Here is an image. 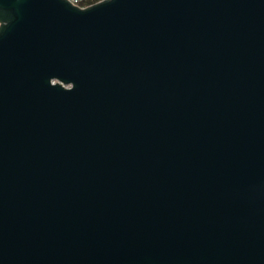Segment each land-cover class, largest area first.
I'll return each mask as SVG.
<instances>
[{
    "label": "water",
    "instance_id": "water-1",
    "mask_svg": "<svg viewBox=\"0 0 264 264\" xmlns=\"http://www.w3.org/2000/svg\"><path fill=\"white\" fill-rule=\"evenodd\" d=\"M0 264H264V0H0Z\"/></svg>",
    "mask_w": 264,
    "mask_h": 264
},
{
    "label": "trees",
    "instance_id": "trees-1",
    "mask_svg": "<svg viewBox=\"0 0 264 264\" xmlns=\"http://www.w3.org/2000/svg\"><path fill=\"white\" fill-rule=\"evenodd\" d=\"M100 1L102 0H77V5L85 7V6L93 5Z\"/></svg>",
    "mask_w": 264,
    "mask_h": 264
},
{
    "label": "rangeland",
    "instance_id": "rangeland-1",
    "mask_svg": "<svg viewBox=\"0 0 264 264\" xmlns=\"http://www.w3.org/2000/svg\"><path fill=\"white\" fill-rule=\"evenodd\" d=\"M72 2H74L77 5V0H71ZM79 6V5H78ZM81 7V6H80ZM83 7V6H82Z\"/></svg>",
    "mask_w": 264,
    "mask_h": 264
}]
</instances>
